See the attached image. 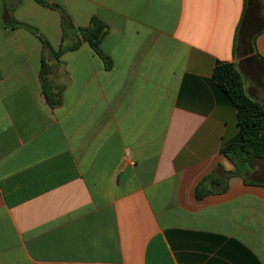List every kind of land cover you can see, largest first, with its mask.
<instances>
[{"label":"crops","instance_id":"1","mask_svg":"<svg viewBox=\"0 0 264 264\" xmlns=\"http://www.w3.org/2000/svg\"><path fill=\"white\" fill-rule=\"evenodd\" d=\"M43 1L0 0V264H264V158L238 175L222 153L240 136L213 80L235 63L264 105V0ZM65 17L105 24L108 63L56 56Z\"/></svg>","mask_w":264,"mask_h":264},{"label":"trees","instance_id":"2","mask_svg":"<svg viewBox=\"0 0 264 264\" xmlns=\"http://www.w3.org/2000/svg\"><path fill=\"white\" fill-rule=\"evenodd\" d=\"M41 5L48 6L43 0H35ZM61 10L58 6H51ZM60 54L78 49L83 43H88L108 63V59L100 52L99 46L106 34V26L94 18L86 29L75 28L68 17ZM74 37V43L70 46L64 44L67 35ZM46 46V43L43 41ZM109 65V64H108ZM52 67L42 61L40 81L43 95L51 108L61 105V89L54 87L49 79ZM213 80L217 87L227 95L237 112V121L240 140L238 143L230 144L222 149V153L236 168V173L242 175L248 170L250 163L255 159L264 158V105L250 98L245 90V80L235 63H218L213 71ZM203 184L197 187V198H202L207 192L203 191Z\"/></svg>","mask_w":264,"mask_h":264}]
</instances>
